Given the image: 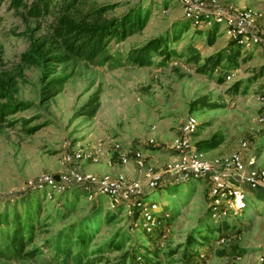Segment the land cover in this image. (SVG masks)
Instances as JSON below:
<instances>
[{
	"label": "rangeland",
	"instance_id": "rangeland-1",
	"mask_svg": "<svg viewBox=\"0 0 264 264\" xmlns=\"http://www.w3.org/2000/svg\"><path fill=\"white\" fill-rule=\"evenodd\" d=\"M32 1L25 0L23 7L30 6ZM216 1L232 13L244 8L257 9L262 15L257 28L264 22V0ZM138 5L141 10L150 9V19L142 31L109 46L113 61L106 63L100 58L90 62L72 58L54 64L36 53L35 47L45 35L38 20L30 17L26 8H14L12 0H0V88L7 93L2 103L18 108L7 118L9 125L0 127V209L4 208L6 200L16 201L26 194H39L46 201L42 219L49 216L45 222L46 238L39 239L33 246L41 248L43 254L34 260L10 264H63V260H56L54 251L44 247L45 241L54 240L68 226L91 215L96 207L107 212L116 210L110 206L107 197L89 202L83 194L78 201L60 202V196L51 198L49 189L39 188L43 177L58 179L70 169L64 162L67 154L91 149L99 140L108 145L115 141L142 149L152 156L147 164L161 169L173 156L171 143L179 136L185 121L193 116L200 126L194 137L196 146L209 141L215 134L224 138V144L218 150L208 153L210 158L243 152L241 145L247 142L249 148L243 152L245 160H253L255 167L264 170V129L251 124L252 119L263 115L264 110L257 101L264 93V79L253 80L255 70L264 65L262 50L244 48L242 61L250 60L241 62L231 81L220 83L217 74L212 77L199 74L197 67L188 63V58L196 53L202 59L215 54L228 46L229 36L222 28L217 45L210 48L206 37L192 28L174 45L180 56L172 58L166 66L158 57L154 58L155 64L151 67L134 66L127 61L131 51L154 38L174 33L184 20L185 10L180 1L89 0L87 5L109 9V18L122 17ZM183 23L189 25L186 20ZM204 30L206 34L207 30ZM60 79L64 80L61 94L47 100L46 92L53 81ZM236 84L240 85L237 94L232 91ZM97 92L101 93V106L97 116L88 120L81 116V110ZM201 98H207L210 104L220 108L191 111V104ZM151 139H155V146H150ZM100 164L101 161L96 165L87 163L83 168L92 171ZM92 174L101 176L97 172ZM135 178L138 176L132 177ZM164 187L147 199L160 207V212L154 215L157 222L167 223L164 246L160 248V258L155 260L159 264H184L180 253L187 238L198 237L207 225L217 227L222 223L217 225L210 219L207 181L183 184L169 181ZM246 191L245 207L226 221L234 236L225 247L230 255L220 257L217 251L223 249L215 241L216 252L209 254L202 264H264V191ZM74 206L76 211L66 220L63 217L66 207ZM167 214L169 218H166ZM104 218L105 214L98 218L91 251L121 233L129 232L132 243L122 252L97 256L105 259L98 264H123L124 253L134 245L142 248L143 253L147 248L153 249L141 232L130 230L126 210L111 224ZM233 247L237 251H233ZM172 250L179 253L169 258ZM0 264L6 263L0 260Z\"/></svg>",
	"mask_w": 264,
	"mask_h": 264
},
{
	"label": "trees",
	"instance_id": "trees-1",
	"mask_svg": "<svg viewBox=\"0 0 264 264\" xmlns=\"http://www.w3.org/2000/svg\"><path fill=\"white\" fill-rule=\"evenodd\" d=\"M25 0H12V6L16 9L26 8L30 17L38 20V24L45 32L37 46L36 53L42 58H49L51 63H64L72 58L94 62L102 58L103 62L113 61L109 54V46L114 42H124L129 37L142 31L150 19V9L141 10V5L131 9L119 18L107 16V8H89V0H33L31 5L23 7ZM165 4V1H164ZM189 22L185 25L183 21ZM175 28L174 33H167L150 40L145 46L131 51L127 61L140 68L151 67L155 64L154 58L158 57L163 66L169 64L172 58L179 57L174 45L192 29V21L184 18ZM180 30L177 32L176 30ZM197 33L206 37L208 47L217 45L222 29L215 25L212 29H195ZM244 48L237 41H229L226 48L202 59L198 53L188 58V63L197 67L199 74L217 76L218 81L224 83L227 78L234 74L240 67L241 62L250 59L242 56ZM251 58V57H250ZM254 81L264 79V65L255 70ZM64 80L53 81L50 89L46 92L47 100L54 99L61 94ZM240 85L236 84L232 91L239 92ZM100 92L90 98L82 108V117L93 120L100 109ZM7 93L0 88V127L9 125L7 118L13 116L18 108L16 105L3 104ZM196 108L216 110L218 105H212L207 98H201L191 104V111ZM264 115V110H263ZM200 126L198 127V129ZM35 132L34 130L30 131ZM197 134V133H196ZM195 134V136H196ZM224 144V138L215 134L209 141L197 145V149L203 153H211L218 150ZM157 148V147H156ZM165 189V187H163ZM161 188V189H163ZM160 189V190H161ZM82 189H74L60 196V202L79 200L83 196ZM45 198V197H44ZM39 194H26L16 201L6 200L4 208L0 209V260L6 264L34 260L43 253L41 248L33 247L39 239L47 236L44 219L43 204L45 199ZM74 207H66L63 217H71L75 212ZM125 204L116 206L114 212H107L101 207H96L93 213L80 222L68 226L54 240H46L44 247L55 252L57 261L63 260V264H98L105 259L97 257L106 253L122 252L127 244L132 243L131 234H118L112 241L105 243L95 251L92 250V242L96 232V225L101 214H105V221L111 224L122 216ZM130 221V230L141 232L151 242L153 249L147 248L144 253L142 248L131 246L123 255V264H138L141 258L143 264H159L156 258H160V248L163 246L167 234V223L156 225L150 233L141 231L139 223L140 213L134 212ZM138 223V224H137ZM226 231V232H225ZM218 235V236H217ZM231 226L223 222L214 227L207 225L204 233L198 237L189 236L185 247H182L181 258L184 264H202L212 252H216V242L220 239L233 238ZM216 241V242H215ZM227 247V246H226ZM217 251L220 257L229 256L225 247ZM206 250V253L202 251ZM233 251H237L235 247ZM179 251L172 250L169 258H173ZM96 256V257H95ZM94 257V258H93ZM92 258V259H91Z\"/></svg>",
	"mask_w": 264,
	"mask_h": 264
},
{
	"label": "built area",
	"instance_id": "built-area-1",
	"mask_svg": "<svg viewBox=\"0 0 264 264\" xmlns=\"http://www.w3.org/2000/svg\"><path fill=\"white\" fill-rule=\"evenodd\" d=\"M179 1L184 7L185 18L192 21V28L210 30L219 25L226 32L225 35L229 36L230 41H237L247 50L258 47L264 57V22L257 28V22L262 18L257 9L244 8L238 13H232L216 0ZM235 75L234 73L229 76L227 80L231 81ZM257 101L264 106V93ZM251 124L264 129V115L253 118ZM198 127L199 123L193 116L185 121L179 136L170 145L173 156L161 169H155L147 164L149 156L142 149L115 141L108 145L99 140L91 149L67 154L64 162L70 169L58 179L43 177L39 188L49 189L48 195L51 198L74 189H82L89 202L107 197L112 208L125 204L128 216L139 212L141 217L139 227L150 233L160 224L154 218V215L160 212V207L157 203L147 201L150 195L163 188L169 181L183 184L205 180L209 183L210 219L219 225L233 215H238L245 207L247 198L245 187L253 191H264V170L255 167L253 160L250 162L245 160L243 152L249 148L247 142L241 145L243 152H234L226 156L210 158L208 154L200 152L194 141ZM149 144L155 146V139H151ZM106 146L111 147L122 167L134 164L138 178L132 179L124 172L98 176L81 170L80 166L83 164H99ZM169 217L167 214L166 218ZM230 242L231 239H220L217 246L223 248ZM137 261L138 264H143L141 258Z\"/></svg>",
	"mask_w": 264,
	"mask_h": 264
},
{
	"label": "crops",
	"instance_id": "crops-1",
	"mask_svg": "<svg viewBox=\"0 0 264 264\" xmlns=\"http://www.w3.org/2000/svg\"><path fill=\"white\" fill-rule=\"evenodd\" d=\"M150 157H152V156L150 155ZM80 168L83 172H88V173L97 172L101 175H104V174L116 175L118 173L124 172L130 178L137 177V171H136L135 165L131 164L128 167H122L120 165V163L118 162L117 158L114 156V153L112 152V149L110 148V146H106L105 152H104L103 157L101 159L100 166L93 167L94 170H92V171L86 170V168H83V165H81ZM245 188L249 189L248 187H245ZM259 192H262V191L251 190V193H259Z\"/></svg>",
	"mask_w": 264,
	"mask_h": 264
}]
</instances>
